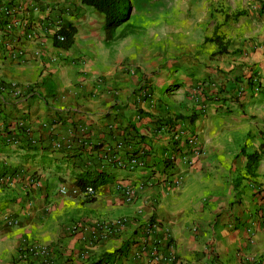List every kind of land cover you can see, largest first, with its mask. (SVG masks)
<instances>
[{
  "label": "crops",
  "instance_id": "obj_1",
  "mask_svg": "<svg viewBox=\"0 0 264 264\" xmlns=\"http://www.w3.org/2000/svg\"><path fill=\"white\" fill-rule=\"evenodd\" d=\"M191 4L159 46L80 0H0V264H264V0ZM91 166L112 181L85 202Z\"/></svg>",
  "mask_w": 264,
  "mask_h": 264
},
{
  "label": "trees",
  "instance_id": "obj_2",
  "mask_svg": "<svg viewBox=\"0 0 264 264\" xmlns=\"http://www.w3.org/2000/svg\"><path fill=\"white\" fill-rule=\"evenodd\" d=\"M81 3L89 8L95 10L98 14L102 15L104 18V33L107 40H110L109 34L113 29L118 28L121 24H123L129 16L130 13V5L126 0H80ZM76 34V29L73 27H68L67 29H61L58 33L55 34L53 39V45L57 48L61 49H69L73 45V37ZM62 38L60 41L57 36ZM221 38L215 36L212 39L216 45L220 46ZM224 51V50H222ZM221 51V52H222ZM191 121L194 120L193 117L190 118ZM133 158H137V153H131L128 156L127 162L125 163V167L127 168L128 163ZM160 164L162 170H170L172 168V164L167 160H163L158 162ZM156 165V168H158ZM124 167V169H125ZM153 167V166H152ZM155 168V166H154ZM81 176H79L75 182L74 187L79 190L81 193L86 192L88 189L92 190L95 194L102 186L109 184L112 181V178L109 177L104 170H99L93 166L87 167L84 171L81 172ZM94 200V196L85 197V202H92ZM126 246L113 252L112 254H108L103 258L97 260L94 264H103L109 261L111 258H120L121 254L125 251Z\"/></svg>",
  "mask_w": 264,
  "mask_h": 264
},
{
  "label": "rangeland",
  "instance_id": "obj_3",
  "mask_svg": "<svg viewBox=\"0 0 264 264\" xmlns=\"http://www.w3.org/2000/svg\"><path fill=\"white\" fill-rule=\"evenodd\" d=\"M130 5V13L126 21L121 24L118 28L113 29L110 34L111 42L124 41L125 39L131 38L132 34H137V38L144 39L148 44L153 45L154 43H161L162 38L170 34L171 23L169 22V16L173 15V5H181L182 2L189 1L190 4L194 0H126ZM192 5V4H191ZM190 17L194 13L192 8L190 10ZM92 16V27L96 33L101 37L105 36L104 33V18L97 12L91 11ZM145 27V28H142ZM142 31H137L141 29ZM137 31V32H135ZM150 38V39H149ZM156 38V39H154ZM132 41V40H131ZM160 46V45H159ZM170 58V57H169ZM195 61L196 58H195ZM173 62V61H171ZM160 66L157 72L160 73ZM143 81V80H141ZM144 84H146L144 82ZM147 95V94H146Z\"/></svg>",
  "mask_w": 264,
  "mask_h": 264
},
{
  "label": "built area",
  "instance_id": "obj_4",
  "mask_svg": "<svg viewBox=\"0 0 264 264\" xmlns=\"http://www.w3.org/2000/svg\"><path fill=\"white\" fill-rule=\"evenodd\" d=\"M8 27V26H7ZM9 28V27H8ZM57 38L62 41V38L58 35ZM164 159H166L167 161H173V157L170 155H166V157H164ZM125 167L124 164L121 165V167ZM141 166V163L139 161L138 158H133L132 160L129 161L127 168L125 167V169H128L129 171L134 170L135 168H138ZM126 194H128L126 192ZM83 197H91L94 196L95 194L92 192V190L88 189L86 192L82 193ZM120 224L119 222L114 223L113 225H118ZM113 227V226H112ZM152 228V227H151ZM153 228H157V227H153ZM110 229V227L106 228V232H108ZM29 256H39L43 258V263L44 264H50L49 261H47V257L49 256V251L45 248V247H40V246H36V245H30V246H26L24 249L21 250L20 256H19V260L20 262L25 261ZM149 259L152 261H160L162 259V256H160V253L157 249H153L152 252L149 255ZM167 259L171 262L174 260V258L171 257H167ZM103 264H121V258H111L109 261H107L106 263L104 262Z\"/></svg>",
  "mask_w": 264,
  "mask_h": 264
}]
</instances>
